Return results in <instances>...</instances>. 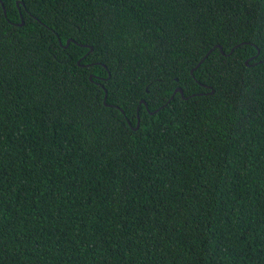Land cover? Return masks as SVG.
Listing matches in <instances>:
<instances>
[{
  "label": "trees",
  "instance_id": "trees-1",
  "mask_svg": "<svg viewBox=\"0 0 264 264\" xmlns=\"http://www.w3.org/2000/svg\"><path fill=\"white\" fill-rule=\"evenodd\" d=\"M1 2L0 264H264V0Z\"/></svg>",
  "mask_w": 264,
  "mask_h": 264
},
{
  "label": "water",
  "instance_id": "water-1",
  "mask_svg": "<svg viewBox=\"0 0 264 264\" xmlns=\"http://www.w3.org/2000/svg\"><path fill=\"white\" fill-rule=\"evenodd\" d=\"M0 3H2L1 0H0ZM17 4H18V2H17ZM4 14H5V16H6V10H5V8H4ZM22 19H23V18H22V16H21V20H22ZM23 24H24V21L22 20V22H21L20 25H23ZM59 42H60V45H62L60 39H59ZM70 42H72L71 39H69V40L67 41L65 47H67V46L70 44ZM81 46H83V47H88L89 50H90L89 52H91V50H92V47H89V46H86V45H81ZM216 48L220 49L221 52L223 53V50H222L221 46H220V45H216L214 48H212L211 50H209V52H208V53H207V54L201 59V61L198 63V65H197L194 69H196L198 66H200V65L205 61V59L209 56V54H210L214 49H216ZM233 50H234V49H233ZM233 50H232V51H233ZM258 54H259V51H258L257 55H258ZM257 55H256V56H257ZM256 56H255V57H256ZM253 58H254V57H253ZM253 58H250L249 60H247V61L245 62L246 65H249V61L252 60ZM79 62H80V61H79ZM193 71H194V70H192L191 73H193ZM90 78H91V77H90ZM176 93H180L181 96L184 97L182 88L178 87V88H176V90L174 91V93H173V95L171 96L170 100L173 98V96H174ZM193 96H194V95H193ZM104 104H105V105H108V104H107V93H105ZM140 104H144L145 107H146V109L149 111V109H148V105H147V103H146L145 100H141V101H140ZM109 106H113V105H109ZM159 109H160V108H159ZM159 109H157L156 112L159 111ZM120 110L122 111V109H120ZM122 112H123V111H122ZM150 114H153V112H150ZM139 125H140V119H139V114H138V121H137V126L135 127V129H138V128H139Z\"/></svg>",
  "mask_w": 264,
  "mask_h": 264
}]
</instances>
